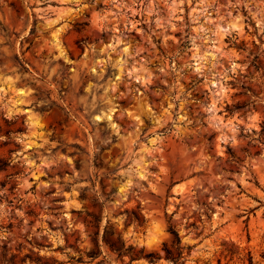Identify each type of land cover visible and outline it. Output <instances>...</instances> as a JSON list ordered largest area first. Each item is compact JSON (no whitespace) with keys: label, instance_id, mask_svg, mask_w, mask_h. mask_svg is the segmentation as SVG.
<instances>
[{"label":"rangeland","instance_id":"obj_1","mask_svg":"<svg viewBox=\"0 0 264 264\" xmlns=\"http://www.w3.org/2000/svg\"><path fill=\"white\" fill-rule=\"evenodd\" d=\"M171 229L264 264V0H0V264H172Z\"/></svg>","mask_w":264,"mask_h":264},{"label":"trees","instance_id":"obj_2","mask_svg":"<svg viewBox=\"0 0 264 264\" xmlns=\"http://www.w3.org/2000/svg\"><path fill=\"white\" fill-rule=\"evenodd\" d=\"M171 234L173 235V240L171 241L170 245H165V258L167 260H170L172 264H180V261L184 258V249L181 247V239L178 233L175 230L171 229ZM106 243L109 244L108 241H106ZM109 246L111 250L118 253L119 256H122L123 254L127 253L130 249H132H126L124 243H121L119 246H116L115 244H109ZM144 257L150 262L160 260V257L157 253H149ZM250 264H252V260L250 261Z\"/></svg>","mask_w":264,"mask_h":264}]
</instances>
